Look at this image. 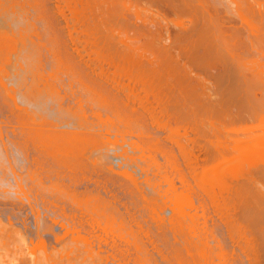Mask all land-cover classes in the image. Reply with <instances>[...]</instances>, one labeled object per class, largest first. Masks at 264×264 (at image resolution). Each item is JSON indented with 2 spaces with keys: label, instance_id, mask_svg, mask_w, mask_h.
Here are the masks:
<instances>
[{
  "label": "bare ground",
  "instance_id": "1",
  "mask_svg": "<svg viewBox=\"0 0 264 264\" xmlns=\"http://www.w3.org/2000/svg\"><path fill=\"white\" fill-rule=\"evenodd\" d=\"M30 74L32 78L36 76L31 86L30 80L25 84ZM60 74L73 77H69L70 87L74 81L88 91L87 103L98 108L90 109L102 125L98 130L86 118L88 112L84 109L85 117L80 112L84 105L82 94L81 104L64 109L65 118L70 114L74 126L68 123L69 119L67 125L58 124L61 116L57 119L56 115L58 123L53 117L48 118V105H44L51 104L50 97L55 99V81ZM42 92L47 93L49 101ZM29 94L39 99L33 101ZM60 98H52L53 103L58 102L56 106L63 109ZM27 105L35 109L29 110ZM101 108L107 111L106 118ZM103 128L110 131L102 132ZM30 146L57 168L58 178H50L56 170L48 173L46 184L41 181L44 165L40 159L34 160ZM27 150L34 154L30 161ZM31 159L37 161L35 165L41 163L34 168L36 171L43 165L38 176ZM29 164L33 172L27 167ZM84 172L98 177L95 185L99 188L110 184L121 188L120 192L124 191L125 197L135 204L130 205L135 208L133 212L137 210L134 215L132 211L123 214L126 211L122 213L123 209L114 205L117 191L107 195V199L103 197L106 189L100 188L104 195L91 191L92 183L90 189L86 183L83 185L86 192L79 188L77 191V175ZM27 175L31 187L29 179L25 180ZM36 176L41 177L40 184ZM82 179L86 182L81 177L80 183ZM31 188L47 195L51 191V198L61 195L66 204L74 206L73 211L79 208L78 214L74 211L72 216L85 212L90 217V211L94 218L98 213L104 216L99 218L103 221H98L100 226L105 220L109 224L105 225L106 230L111 227L114 232L118 230L126 238L135 239H129L135 243V264L159 262L144 247L146 243L139 241V232L146 233L148 229L154 235L160 234L155 236L161 237L166 249L163 252L168 251L174 261L203 264L204 239L215 232L205 226L211 230L208 236L207 229H198L203 221L196 218H200L199 205L206 203L202 200L208 199L217 210L210 211L224 218L221 222L225 221L227 227V239L234 251L231 253L236 252L235 247L240 251L244 247L249 264L264 263V0H0V264H100L104 257L103 253L98 254L101 247L93 245V230H87L90 236L83 234L84 228V232L78 229V225L82 226L75 223L79 218L68 216L69 209H64L60 196L57 200L63 206L55 198L52 206L51 202L46 205L55 209L59 203L54 212L62 206L60 214L66 220L67 216L75 218V226L69 219L70 223L52 216V225L58 226L54 228L59 233L53 232L51 224L52 228L46 230L49 226L44 219L50 218L51 211H44L47 219L45 213L42 218L39 216L43 206L29 210L27 206L36 198L30 194L29 202ZM42 194L39 193L41 197ZM122 201L119 206L127 200ZM228 206L232 210L236 207L241 220L229 215L233 211H228ZM210 211L206 210V214ZM136 215L143 219L144 228ZM208 215L205 219L212 221V215ZM213 219L211 226L216 224ZM187 220L192 225H187ZM153 233L150 235L156 243ZM43 236L54 238L55 243L49 240L48 244ZM128 247L131 253L132 246ZM226 258L222 264L230 262ZM206 260L205 264H210ZM120 261L121 258L116 263L121 264ZM105 262L107 259L101 264Z\"/></svg>",
  "mask_w": 264,
  "mask_h": 264
},
{
  "label": "rangeland",
  "instance_id": "2",
  "mask_svg": "<svg viewBox=\"0 0 264 264\" xmlns=\"http://www.w3.org/2000/svg\"><path fill=\"white\" fill-rule=\"evenodd\" d=\"M40 27H41V26H40ZM30 73H31V72H30ZM44 73H46V75H48L46 71H45ZM32 74H33V73H32ZM28 75H29V74H28ZM30 75H31V74H30ZM33 75H34V74H33ZM60 75H62V76H60ZM60 75H59V77H60V78L62 77V78L60 79V78L57 76V77H58V78H57L58 82H57V80L55 81V84L57 85V87L55 86V88H56V91H58L59 93L56 92L57 95L55 94V95H56V96H55V99H54V97H50V99L52 100L51 104L48 103V102H46V103H48V104H45V105H44L45 107L48 105V106L46 107V109H47L46 111H47L48 113H50L51 115L53 114V116H49V115H50V114H49V115H48V118H49V117H50V118L53 117L52 119H54V120L57 121V119L59 118V116H61L60 118H62V120H64V118H65V114H66V112H64V109H65V111H66V110H71V108L74 107L75 105L81 104L80 102L83 100V101H84L83 103H84L85 106L82 105L83 108H82V111H80V112H81V114L83 113V114H82L83 117H85V116L87 115L86 118L89 117L88 119H89L90 121L94 122V124L92 123V125H93V126L95 125V127H94L95 130H96V129L98 130V129L100 128V125H101V124L98 122V120L95 118V116H93L92 113L90 112V109H93L92 107L95 108L96 105H93V104L91 105L89 102H88L89 104L87 103V100H86V99L89 97V95L87 96V94H89V93H87L88 91L83 90L82 85L80 86L79 83L74 82V81H72L74 84L72 83V86L70 87L68 84L71 82V81H70V78H73V77H70V75H66V74H60ZM42 76H44V74H42ZM67 76H68V77H67ZM26 77H27V80H26L25 84L27 83V81L29 82V80H30V83H29L30 85H29V86H31V82H32L31 80H32L34 77H36V76H34L33 78H32V75H31V77H30V76H26ZM29 77H30L31 79H29ZM69 77H70V78H69ZM84 78H85V77H84ZM105 78H106V77H105ZM106 79H107V78H106ZM104 80H105V79H104ZM61 82H62V83H61ZM32 83H33V82H32ZM60 83H61V87H60ZM75 83H76V84H75ZM105 83H106V80H105ZM105 83H104V84H105ZM27 84H28V83H27ZM77 84H78V86H77ZM27 86H28V85H27ZM29 86H28V89H29ZM41 87H42V86H41ZM58 87H59V88H58ZM81 87H82V88H81ZM26 88H27V87H26ZM30 88H31V87H30ZM64 88H65V89H64ZM70 88H71V89H70ZM73 88H74V89H73ZM57 89H59V90H57ZM75 89H76V90H75ZM42 90H44L43 87H42ZM72 90H73V91H72ZM81 90H82L83 92H82ZM27 91H28V90H27ZM75 91H76V92H75ZM85 91H86V92H85ZM44 92H45V91H44ZM44 92H42V94H43ZM64 92H66V93H64ZM84 92H85V93H84ZM54 93H55V92H54ZM63 93H64L65 95H64ZM67 93H68V94H67ZM42 94H41V95H42ZM44 94H45V93H44ZM44 94L42 95V97L44 96L45 100L49 101V99H47V97H45L47 93H46L45 95H44ZM58 94L62 97V98H60L59 100L62 99V100H61V103H62L61 107H62L63 109H60V106H58V105H59L58 102H56V103H58L57 106H58L59 109L57 108L56 103H55V104L53 103V102H55V101H53V99L56 100L57 96H58V98L60 97ZM81 94H82V96H84V97H82ZM84 94H85V95H84ZM78 95H79V96H78ZM30 96H31V94H29V97H30ZM53 96H54V95H53ZM66 96H67V97H66ZM68 96H69V97H68ZM71 96H73V97H71ZM74 96H75L76 98H75ZM32 97H34V96H32ZM32 97H30V98H32ZM77 97H78V98H77ZM79 97H80V98H79ZM81 97H82V100H80ZM86 97H87V98H86ZM44 98H40V100H41V99L43 100ZM52 98H53V99H52ZM85 98H86V99H85ZM32 99H33V101H34L35 97L32 98ZM32 99H31V100H32ZM38 99H39V98H37V99H35V100H38ZM67 99H68V100H67ZM76 99H77V102H78V103H76ZM84 99H85V100H84ZM51 100H50V101H51ZM59 100H58V101H59ZM66 101H67V102H66ZM74 101H75V102H74ZM85 101H86V102H85ZM36 102H37V101H36ZM32 103H33V102H32ZM32 103H29V105L36 107V105H34L35 103H34L33 105H32ZM52 103L56 106V107H55V106L53 105L55 108H57L56 111L59 110L57 113H56L54 107L52 108ZM75 103H76V104H75ZM83 103H82V104H83ZM67 104H69V106H68ZM72 104H73V106L71 107ZM29 105H27L28 108L30 107L29 110H33L34 107L32 108V107L29 106ZM63 106H65V108H64ZM89 106H90V107L92 106V107L90 108ZM66 107H67V108H66ZM70 107H71V108H70ZM31 108H32V109H31ZM96 108H97V106H96ZM96 108H95V109H96ZM34 109H35V108H34ZM49 109H50V110H49ZM84 109H85V111H84ZM97 109H98V108H97ZM101 109H102V108H101ZM101 109H100V110H101ZM61 110H62V111H61ZM72 110H73V109H72ZM80 110H81V109H80ZM36 111H38L37 108H36ZM52 111H54V112H52ZM83 111H84V112L87 111L88 113H87V114L85 113L86 115H84V112H83ZM91 111L93 112V110H91ZM94 111H95V110H94ZM98 111H99V110H98ZM47 112H46V114H47ZM60 112H61V113H60ZM96 112H97V111H96ZM104 112H107V111L104 110V109H102V113H103V115H104V117H105L106 115L104 114ZM64 113H65V114H64ZM67 113H68V112H67ZM93 113H94V112H93ZM58 114H59V115H58ZM56 115H57L58 117H57ZM66 115H67V114H66ZM54 116H55V117H54ZM62 116H63V117H62ZM69 116L71 117V115L68 114V116H66V118H65L64 121H62V120L59 118V121H61V122L58 123V121H57V123H58V124H64V125L66 124V125H67V122H68L67 119L70 118ZM56 117H57V119H55ZM105 118H106V117H105ZM52 119H51V121H53ZM95 119H96V120H95ZM66 120H67V122H66ZM69 120H70V119H69ZM56 121H55V122H56ZM73 121H74V120H73V118H72V120H70V122H68V123H71V122H73ZM63 122H65V123H63ZM71 124L74 126L73 123H71ZM71 124H70L69 126H71ZM97 124H99V126H98ZM117 125H121V124H117ZM97 126H98V127H97ZM101 126H102V125H101ZM67 127H68V126H67ZM120 128H121V127H120ZM153 128L155 129V127H153ZM152 130H153V129H152ZM109 131H110L109 128H103V129H102V132H109ZM114 132H115V131H114ZM114 132H113V133H114ZM117 132H118V131H117ZM157 134H159V133L157 132ZM160 137L162 138L161 135H160ZM113 138H114V137H113ZM29 149L33 150L32 146H30ZM29 149H28V150H29ZM28 150H27V151H28ZM33 151H34V152H33ZM33 151H32V153L35 154V159H34V160H37V159H38V162H39V159H40L41 162H43V165H44V168H43V169H44L45 171L41 169V168L43 167V165H42V167L39 166L38 171H36L35 169L38 168L37 165H38V164H41V163H38L37 165H35V164L37 163V161H36V163H35V161H33V159H31V162H32V168H33V169L35 168L34 170H35V172H37V176L40 174V171H39L40 169L43 171L42 174H43L44 177H43L42 175H39V176L42 177V180H41V181H43V182L45 183L47 180L49 181L50 178L53 179V178H55V176L57 177L56 174L58 173V170H57V168H56L57 171L55 170V168H54L55 166H52V163L49 161V159H47L45 156L43 157V155H41V154H39V153H38L39 155H37V153L35 152V150H33ZM29 152H31V151H28V152H26V153H28V156L30 155L29 158H28V156H27V160L30 161V158H34V156H33L34 154L32 155V153L30 154ZM31 155H32L33 157H32ZM36 155H37V156H36ZM41 156H42V157H41ZM25 157H26V156H25ZM36 158H37V159H36ZM41 158H42V159H41ZM159 160H161L160 162H162V157H161V156H159ZM48 161H49V162H48ZM163 162H164V160H163ZM33 163H35V164H33ZM45 164H48V165H45ZM21 165H23V163H22ZM34 165L37 166V167H34ZM29 166H31V164H29L27 167L30 169V172H33L34 170L31 169V167H29ZM46 166H47V168H46ZM48 166H50V168H48ZM40 167H41V168H40ZM28 168H26V170H28ZM52 169H53V170H52ZM24 170H25V169H24ZM26 170H25V171H26ZM32 170H33V171H32ZM48 170H50V171L48 172ZM65 170H66V169H65ZM25 171H24L23 173L26 175V172H25ZM28 171H29V170H28ZM55 171H56V173H55V175H53V176H54V177H53L51 174H53ZM35 172H34V176L36 175ZM46 172H47V173H46ZM51 172H52V173H51ZM86 172H88V170H86ZM86 172L83 173V174H84V177H83V174H82V173H79V175L81 174L80 176L77 175L78 180L80 179V180H79L80 182H81V177H82V178H86V182H85L84 179H82V180H83L82 183L77 182V183H80L79 185H80V186L82 185V187H80V186L77 187L78 184L76 183V185H75L76 187L74 186V188H76L77 191H79V190L82 189L83 187L86 188L85 186H83V185H85V183H86V185H87V189H90V187H93V188H91V191L94 190L93 193H94V192H97L96 190H98V192H99L100 194L104 195V193L106 192V193H105L106 196H105V195L103 196V197H105V198H106V197L109 198V196H107V195H111L112 193L115 194V191H117V193H116L115 195H118V196H117V197L115 196L116 198H114L115 200H113V202H115L116 199H117V202L114 203V205H115L116 207H121V209H123V210H122V213L126 211V212L123 213V214H126V215H127V214H128L127 211H129V212L132 211V215H134L133 213H135L137 210L133 212V209H135V208H131V207H130V205H131V206L133 205V204H131V202H130V201H132V200L127 196L126 193H125V194H126L127 198L125 197V195H124V191L121 190V192H120V189H121V188H116V187H114V186H111V184H110V186H108V188L100 186V188H101L102 190H103V189H106L105 192H104V191H102V190L99 188V186L95 185V183H97L96 180H97L98 177H97L95 174L92 175V174H89V173H86ZM38 173H39V174H38ZM48 173H49V174L51 173V174H50V175H51L50 178H49L50 175H49ZM27 174H28V173H27ZM29 174L31 175V173H29ZM68 174H70V173L68 172ZM32 175H33V174H32ZM46 175H48V176L46 177ZM70 175H71V174H70ZM34 176H33V177H34ZM37 176H36L37 184H40V183H38V182H41V181H40L41 177H40V179H39V178L37 179ZM30 177H31V176H30ZM27 178L29 179V176H28V175L25 176V180H26ZM47 178H49V179H47ZM57 178H58V177H57ZM28 179H27V180H28ZM30 179H31V178H30ZM30 179L27 181L29 187L32 186V185L29 184V182L31 183ZM33 179H34V178H33ZM44 179H45V181H44ZM46 179H47V180H46ZM87 179H88V180H87ZM93 179H94V180H93ZM38 180H39V181H38ZM67 180H68V179H67ZM87 181H89V182H87ZM95 181H96V182H95ZM27 182H25V183L27 184ZM34 183H35V182H34ZM91 183H92L93 185H92ZM26 184H25V185H26ZM42 184H43V183H41V185L39 186V188L36 187V185L34 186V187L38 188L37 192L39 191V189H41L40 187L42 186ZM45 184H46V183H45ZM89 184H91L92 186H90ZM89 186H90V187H89ZM25 188H26V186H25ZM78 188H79V190H78ZM98 188H99V189H98ZM42 189L44 190V187H42ZM45 189H47V188H45ZM111 189H112V190H111ZM116 189H117V190H116ZM43 190L40 191L39 193L42 194V193H43ZM83 190L86 192V189H82L81 192H83ZM99 190H100V191H99ZM118 190H119V193H118ZM44 191H46V190H44ZM87 191H88V190H87ZM112 191H114V192H112ZM31 192H32V193H31ZM37 192H36V189H35V188H34V189H33V188L30 189V191H29V196H30V194H34V195H32V197H33V196H36V198H38V199L36 200V198L34 197L35 200H33V199H34V198H33V199H32L33 202H31V196H30V198H29L30 201H29V202H31V203H30L31 205H30V206H27V207L30 208L29 210H32V209H34V208H38V209L40 210V207H39V206H41V207L43 206L44 208L42 207L41 209H44V210H43V212H42V210H40L42 213H40V211H39V216H41V218H42L43 215H44V216H46V217H44V218H47V219L49 218V216L46 215V213H45L44 211H46L47 214H48V212H49L48 210L50 209V211H51V213L49 212V214L51 215L50 218H49L48 220L44 219V222H45V223L48 222V223H46V227L49 226L50 224L52 225V221H53L52 216L55 217V218H54L55 220H58V219L60 220L61 218H62V219H61L62 221H68V222H69V220H70L71 224L75 221V218H74V219H73V218L70 219V217H68V216H71V217H76V216H77V214H78V212H79V210L77 211V209H79V208L76 209L77 206H76L75 204H74V205H75V209H76V211H77V214H76V216H72V215H75V213H76L75 210H74L75 213H74V211H73L74 206H71L70 204H66L67 202L64 201L63 197L61 198V195H58V196H57V197L60 196L59 199L61 198V201L64 202V204H65L64 206H63V203L61 202V203H62V206H63V207H66V208H64V209H67V210L69 209V210L67 211L69 215L67 216V220H66V219H65L66 216H63V215L60 214V212H59V209H62V206H60L61 208H58L57 213H55V212H56L55 209H57V206L59 205L60 201L57 200V197H55V196H53V197L51 198V196L53 195V194H52V195L50 196V194H51L50 192H51V191L49 192L50 194L47 192L48 195L44 192V194H42V197H41V195H39V193H37ZM41 192H42V193H41ZM98 192H97V193H98ZM101 192H104V193H101ZM110 192H111V193H110ZM93 193H92V194H93ZM45 194H46V195H45ZM95 194H96V193H95ZM43 195H44V196H43ZM48 196H50L49 199L47 198ZM40 197H41V198L45 197V199L47 198V200H45L44 198L41 200ZM110 197H111V196H110ZM53 198H55V200L59 201V203H57V201H55V204H54V205H56V203H57V206H54L55 209H53V208H48L49 206L47 207V205H46L47 202H48V203L51 202V206H52V203H54V199H53ZM107 198H106V199H107ZM122 198H125V199H122ZM51 199H53V200H51ZM69 199H70V198H69ZM112 199H113V198H112ZM112 199H111V200H112ZM118 199H119V200H118ZM120 199H121V200H120ZM65 200L67 201V199H65ZM122 200H123V201H122ZM126 200H127V201H126ZM129 200H130V201H129ZM207 200H208V199H206V200H202V203H204L205 201H206V203H204V204H202V205H199V210H200V212H199V213H200V214H199V217H200V218H196L197 221H199L198 219H202L203 224L200 223L201 220H200V222H197V221H196V224L198 223V224H197V227L199 226V223H200V226L203 225L202 228H198V229H201V230L204 229V228L207 229L209 233H206V234H207L208 236L211 234V232H213V233L215 232V233H214L212 236H210V238H209V237L205 234V231L207 232V230L204 229L205 231H204L203 233H204L209 239H208V238H207L208 240H207V239H204V240H206V241H205V243H206V245H205V249H206V250H205L204 257H203L204 259H203V261H202L203 264L206 263L205 260H206L208 257H209L210 259L208 258L206 261L210 262V264H220V262H221V264H222V262L226 263L225 258H226L227 256H228V258H229V260H227V262L230 261V262H231V263L229 262L230 264H232V262H233V264H238L240 261H241V262H240L239 264H242V263H243V264H244V263H245V264H249V258L247 257V255H246V257H245L246 251L248 252V250L245 249L244 247H243L244 251H243V249H242V251H240L241 248H239V249H240V250H239L238 247H237V248H236V247L234 248V250H235L238 254H235L236 252H235V253H231V252H234V251L231 250V249H233V248H232L233 246L230 245L231 242H229V241H231V240L227 239V237L229 236V235H227V234H228V233H227V232H228V231H227V227H225L226 224H225V226H224V222H225V221H224V222H221V221H223L224 218L221 219L222 217L220 218L219 215H218V217H217V214H216V213H212V211H213V210L215 211V209H213L214 207L212 208V203H210L209 200H208V201H207ZM34 201H35V202H34ZM36 201H38V202H36ZM68 201H69V200H68ZM70 201H71V200H70ZM119 201H122V202L126 201L127 203L124 202V203H122V204H124V205H122V206L120 205V206H119V204H121V202L118 203ZM203 201H204V202H203ZM39 202H40V204H39ZM72 202H73V201H72ZM129 202H130V204H128ZM132 202H133V201H132ZM26 203H28V202H26ZM32 203H33V205H32ZM34 203H35L36 205H35ZM61 203H60V205H61ZM41 204H42V205H41ZM44 204H45L46 206H44ZM72 204H73V203H72ZM125 204H126V205H125ZM230 204H231V203H230ZM234 204H235V203H234ZM234 204H233V205L231 204V206H235ZM27 205H29V203H28ZM37 205H39V206H38V207H34V206H37ZM49 205H50V204H49ZM128 205H129V207H128ZM203 205H204V206H203ZM51 206H50V207H51ZM123 206H124V207L127 206V208H130L131 210H130V209L127 210L126 208H125V210H124ZM134 206H135V204L133 205V207H134ZM202 206H203V207H202ZM206 206H207V207H206ZM209 206H210V207H209ZM231 206H228V207H230V208H227L228 211H230ZM236 206H237V205H236ZM58 207H59V206H58ZM137 207H138V206L136 205V208H137ZM31 208H32V209H31ZM46 208H48V209H46ZM233 208H235V209H233V210L231 209V210H232L233 212H234V210H235V213H236V212H237V211H236V210H237L236 207H233ZM38 209H37V211H38ZM45 209H46V210H45ZM52 209H53V210H52ZM121 209H120V211H121ZM201 209H202V210H201ZM204 209H205V210H204ZM212 209H213V210H212ZM35 210H36V209H35ZM35 210H34V211H35ZM70 210H71V212H70ZM80 210H81V209H80ZM192 210H194V209H192ZM206 210H207V211L212 210V211H210L209 213L206 214ZM37 211H35V212H37ZM54 211H55V212H54ZM60 211H62V210H60ZM65 211H66V210L63 211V214H64V215H67V214H65V213H67V212H65ZM72 211H73V214H71ZM81 211H82V210H81ZM214 211H213V212H214ZM216 211H217V210H216ZM216 211H215V212H216ZM232 211H231V212H232ZM31 212H32V211H31ZM35 212H33V213H35ZM64 212H65V213H64ZM87 212H88V211H87ZM204 212H205V213H204ZM233 212H232V213H233ZM37 213H38V212H37ZM43 213H45V214H43ZM52 213H54V215H52ZM88 213H90V215H91L90 217L93 218L94 220L91 219L88 215H86L87 213L85 214V212H84L83 214H85V215H83V214L80 212L81 215L79 214V215L77 216V218L81 219L80 216L83 217V218H82L80 221H79V219H78V220L76 219L78 222H75V223H79V224L82 225V226L80 225L81 227H79L78 224H77L78 226H77V225H76V226L78 227V229L81 228V231H82V232H84L83 230H86V231L83 233V234H85V235H86L87 233L90 235L89 232H92V230H93V232H92V234H91V235H92L91 239L93 238L92 240H94V241H93L94 243H93V242H92V243H93L94 246L97 245V246H98V249H99V247H101V248H100V253H98V254H99V255H102V253H103L102 257H104V258H102V260H100L99 258H98V259H99L102 263H103L104 260L106 261V259H107V263L105 262L106 264H114V263H115V264H118V263H119V262H118V261H119V258H121V260H122V261H120V263L122 262L121 264H126V263H128V264H135V263H133L134 260L132 259V258L135 257L134 253L136 252L134 249H133V250H134L135 252L132 251V248L135 247V246H133L135 243L133 244V242L131 243V241L129 240V239L132 240L133 238H126V236H123L122 234L118 233V232H119L118 230H116V232H114L115 229L113 228V229H114V230H113V229H111V227H109L110 229L108 228V230H106V227H107V225L109 226V224L106 223V224H107V225H106V224H105L106 221H105L104 219H103V220H104V225L102 224V226H103L104 229H102V226H100L101 223L99 224V222H98V221L100 220L99 218H100L101 215L99 216V213H98V216L96 215V218H94V217H95V214H94V213H93L94 215L91 214V211L88 212ZM101 213H102V212H101ZM130 213H131V212H130ZM190 213L193 215V214H194V211H193V213H192V211L190 210ZM228 213H229V215H231L232 217H234L233 219H235V217L239 218L238 215L241 216V214H239V213H238V215H237V213H236V214L233 213L234 216H233L232 213H230V212H228ZM41 214H43V215H41ZM57 214H58V217H60V218H58L57 216H55V215H57ZM70 214H71V215H70ZM208 214H210V215H212V214H213V215L216 214V215H215V217H214L213 215H212V217H210V218H212V221H211V219H209V217H208L207 220L205 219L207 216L204 217L205 215H208ZM60 215H61V216H60ZM82 215H83V216H82ZM201 215H202V216H201ZM235 215H236V216H235ZM47 216H48V217H47ZM84 216H85V217H84ZM92 216H93V217H92ZM167 216H168V215H167ZM208 216H209V215H208ZM56 217H57V218H56ZM88 217H89V218H88ZM97 217H98V218H97ZM101 217L103 218L104 216H101ZM87 218H88V220H87ZM136 218H138V220H140V221H139V222H140L139 225H141L142 228H144L145 224H144V226H143V223H144V221H142L143 219H139V217H138L137 215H136ZM213 218L216 219V220L214 221V223H216V224H215V225L213 224V225L211 226V224H212L211 222H213V220H214ZM219 218H220V219H219ZM237 218H236V219H237ZM51 219H52V220H51ZM68 219H69V220H68ZM72 219H73L74 221H73ZM89 219H90V220H89ZM95 219H96V220H95ZM105 219H106V217H105ZM42 220H43V219H42ZM45 220H46V221H45ZM219 220H220V221H219ZM239 220H241V218H239ZM50 221H51V222H50ZM86 221H87L88 223H87ZM91 221H92L93 223H94V222H95V223L93 224ZM101 221H102V219L100 220V222H101ZM117 221H118V220H117ZM141 221H142V222H141ZM188 221H189V220H187V223H188ZM210 221H211V222H210ZM218 221H219V222H218ZM70 222H69V223H70ZM85 222H86V223H85ZM118 222H119V221H118ZM118 222H117V224H119ZM206 222H207V223H206ZM208 222H209V223H208ZM226 222H227V221H226ZM75 223H73L74 226H75ZM102 223H103V221H102ZM95 224H96V225H95ZM115 224H116V223H115ZM115 224H114V225H115ZM117 224H116V225H117ZM189 224H191V222L188 223L187 225H189ZM196 224H195V225H196ZM205 224H206V225H205ZM218 224H219V226H218ZM51 225H50V226H51ZM83 225H85L86 227H89V228H86V227L83 226ZM88 225H90V226H88ZM98 225H99V226H98ZM105 225H106V227H105ZM110 225H111V224H110ZM116 225H115V226H116ZM133 225L135 226L136 224H133ZM133 225H132V226H133ZM191 225H192V224H191ZM191 225H190V227H191ZM195 225H194V226H195ZM50 226L47 227V229H46V227H45V229H46V230H50L52 227H53V228H54V227H58L57 225H55V226L52 225V227H50ZM111 226H112V225H111ZM115 226H114V227H115ZM194 226H193V229L196 228V227L194 228ZM200 226H199V227H200ZM205 226H206V227H207V226H208V227H211V230H212V231H211L210 229L206 228ZM190 227L188 226V228H190ZM82 228H84V229L82 230ZM93 228H94V229H93ZM98 228H100V229H99L100 231H97ZM136 228H138V227H136ZM146 228L148 229V227H145V229H146ZM188 228H187V229H188ZM218 228L220 229V231H219ZM55 229H56V228H54V230H55ZM95 229H96V230H95ZM54 230H53V232H55V234H57V230H58V233H59V229H58V228H57V230H55V231H54ZM87 230H89V232H88ZM90 230H91V231H90ZM152 230H153V228H152ZM196 230H197V229H196ZM215 230H216V231H215ZM101 231L104 232V233L102 234ZM107 231H108V232H107ZM112 231H113V233H112ZM117 231H118V232H117ZM136 231H139V228H138V230H136ZM142 231H143V230H142ZM145 231H146V233H142L141 231L139 232V235H140V237L142 238V239H140L139 241L143 240V241H141L142 244H143V243H146V244H144V247L147 246L146 249H148L149 251L151 250V251L153 252V255H154L156 258H158V259H156L157 261L160 262V263L157 262L158 264H174V262H175V264L178 263V262L174 261V257H173L168 251H166L167 253H164V252H165L164 250H166V249H164V248H165L164 243H162V241H161L162 239H161L160 236H158V237H160V238H156L157 236H155V235L158 234V233L156 234V232H155L156 230H154L155 235H154L153 231L150 232V229L145 230ZM148 231H149V232H148ZM202 231H203V230H202ZM210 231H211V232H210ZM218 231H219V233H218ZM94 232H95V234H94ZM96 232H97L99 235H98ZM109 232H110V233H109ZM191 232H192V233H191ZM191 232H190V233L193 234V231H191ZM225 232H226V233H225ZM100 233H101V234H100ZM105 233H106V234H105ZM147 233H148V234H147ZM151 233H153L152 235L155 237V239H156L155 242H156V243H154V239H153V237L150 235ZM88 234H87V235H88ZM104 234H105V235H104ZM117 234H118V235H117ZM145 234H146V235H145ZM225 234H226V236H225ZM91 235H90V236H91ZM96 235H97V236H96ZM103 235H104V236H103ZM108 235H109V237H108ZM111 235H112V238H113V239L111 238ZM115 235H116V236H115ZM147 235H149L150 238L152 237L153 241H152V239L150 240L149 236H147ZM158 235H160V234H158ZM194 235H196V234H194ZM220 235H221V236H220ZM41 236H42V235H41ZM102 236H103V237H102ZM197 236H198V235H197ZM213 236H214V237H213ZM215 236H216V237H215ZM97 237H98V238H97ZM99 237H100V238H99ZM101 237H102V238H101ZM114 237H116V238H114ZM123 237H124V238H123ZM127 237H128V236H127ZM129 237H130V236H129ZM42 238L44 239V241L48 242V244H49V240H51L50 242H51L52 244H53V242L55 241V240H54V241L52 242V239H54V238L51 239V237H50V239L47 237L48 240L46 239V237L44 238V236H43ZM106 238H107V239H106ZM109 238H110V239H109ZM121 238H122V239H121ZM125 238H126V239H125ZM145 238H146V239H145ZM194 238H195V236H193V239H194ZM205 238H206V237H205ZM214 238H215V239H214ZM225 238H226V239H225ZM97 239H98V241H97ZM127 239L130 241V243L128 242ZM148 239H149V241L146 242V240H148ZM159 239H160V241H159ZM196 239L198 240V237L195 238V241H197ZM222 239H223V240H222ZM92 240H91V241H92ZM99 240H100V241H99ZM101 240H102V241H101ZM107 240H108V241H107ZM113 240H114V241H113ZM118 240H119V242H118ZM121 240H122V241H121ZM133 240H135V239H133ZM133 240H132V241H133ZM209 240H210L211 242H210ZM103 241H104V242H103ZM221 241H222V242H221ZM227 241H228V242H227ZM98 242H99V243H98ZM102 242H103L104 245L101 244ZM105 242H106V243H105ZM110 242H111V243H110ZM151 242L154 243V245H153ZM208 242H209V243H208ZM212 242H213V243H212ZM225 242H227L228 245H227ZM54 243H55V242H54ZM108 243H109L110 245H108ZM124 243H125L126 246L123 245ZM126 243H127V244H126ZM148 243H149V244H148ZM207 243H208V244H207ZM220 243H221V244H220ZM111 244H112V245H111ZM121 244H122L123 246H122ZM130 244H131V245H130ZM157 244H159V246H158ZM105 245H108V246H105ZM114 245H115V247H114V249H113V246H114ZM116 245L119 246V247H117ZM120 245H121V246H120ZM156 245H157V246H156ZM207 245H208V246H207ZM213 245H214L215 247H217V248H215ZM225 245H226V246H225ZM97 246H95V247H97ZM102 246H103V247H102ZM124 246H125V247H124ZM128 246H132V247H131V253H130V250H129V247H128ZM153 246H154V247H153ZM155 246H156L157 248H155ZM209 246H210V247H209ZM224 246H225V247H224ZM111 247H112V248H111ZM123 247H124V248H123ZM142 247H143V246H142ZM144 247H143V248H144ZM148 247H149V248H148ZM158 247H159V248H158ZM160 247H161V248H160ZM163 247H164V248H163ZM206 247H207L208 249H207ZM213 247H214V248H213ZM219 247H220V250H218ZM222 247H223V248H222ZM116 248H117V249H116ZM125 248H126V249H125ZM152 248H153V249H152ZM162 248H163V250H162ZM211 248H213V249L211 250ZM98 249L95 248V250H98ZM106 249H107V250H106ZM110 249H111V250H110ZM112 249H113V250H112ZM115 249H116V251L119 252L120 255H118V252L116 253ZM156 249H157V250H156ZM214 249H215V250H214ZM225 249H226V250H225ZM148 250H146V251H148ZM154 250H155V251H154ZM160 250H161L162 252H161ZM208 250H209V251H208ZM210 250H211V251H210ZM213 250H214V252H213ZM227 250H228V251L231 250V251H229V255H230V253H231V256H232L231 259H230L231 256H229V255L227 254V253H228ZM237 250L240 251V256H241V257L239 256V251H237ZM120 251H121V252H120ZM144 251H145V249H144ZM163 251H164V252H163ZM206 251H207L208 253H206ZM111 252H112V253L115 252V253H114V254H111ZM158 252H159V254H157ZM160 252H161L162 254H161ZM209 252H210V253H209ZM212 252H213V253H212ZM225 252H226V253H225ZM244 252H245V254H244ZM126 253H127V254H126ZM128 253H129V254H128ZM150 253H151V252H150ZM168 253H169L172 257L168 256V255H169ZM211 253H212V254H211ZM130 254H132V255H130ZM165 254H166V257H164ZM220 254H221V255H220ZM224 254H226V257H225ZM232 254H234V256H233ZM247 254H248V253H247ZM111 255H113L112 257H113L115 260L111 257ZM121 255H123V256L121 257ZM133 255H134V256H133ZM161 255H162V256H161ZM163 255H164V256H163ZM212 255H213V256H212ZM215 255H216V256H215ZM237 255H238V257H237ZM13 256H14V255H13ZM13 256H12L11 258H13ZM16 256H17V255H16ZM107 256H108V257H107ZM114 256H115V257H114ZM116 256H118V257H116ZM119 256H120V257H119ZM160 256H161V257H160ZM205 256H206V258H205ZM220 256L223 257V258H221ZM17 257H19V256H17ZM163 257H164V258H163ZM167 257H168V258L170 257L169 259H170L171 261H170L169 259H166ZM216 257H217V258H216ZM234 257H235V259H234ZM19 258L21 259V256H20ZM19 258H17V259L20 261ZM110 258H111V259H110ZM117 258H118V259H117ZM122 258H123V259H122ZM124 258H125V259H124ZM239 258H240V259H239ZM242 258H243V259H242ZM244 258H245V259H244ZM14 259H16V258L14 257ZM17 259H16V260H17ZM98 259H97V260H98ZM108 259H109V260H108ZM134 259H135V258H134ZM165 259H166V260H165ZM172 259H173V260H172ZM218 259H220V261H218ZM221 259H222V260H221ZM226 259H227V258H226ZM247 259H248V261H247ZM8 260H9V258H8ZM11 260H12V259H11ZM16 260H15V262H16ZM18 260H17V261H18ZM22 260H23V257H22ZM22 260H21V261H22ZM25 260H26V259H25ZM111 260H112V261H111ZM116 260H117V261H116ZM128 260H129V261H128ZM216 260H217V261H216ZM223 260H224V261H223ZM232 260H233V261H232ZM235 260H236V261H235ZM9 261H10V260H9ZM169 261H170V262H169ZM188 261H189V260H188ZM234 261H235V263H234ZM23 262H24V260H23ZM98 262H99V261H98ZM101 262H100V264H101ZM111 262H112V263H111ZM113 262H114V263H113ZM116 262H118V263H116ZM130 262H131V263H130ZM168 262H169V263H168ZM171 262H172V263H171ZM189 262H191V261H189ZM189 262H188V263H189ZM18 263L21 264L22 262H18ZM18 263H17V264H18ZM224 263H223V264H224ZM229 263H228V264H229ZM14 264H16V263H14ZM22 264H23V263H22ZM178 264H179V263H178ZM189 264H191V263H189ZM192 264H193V262H192ZM262 264H264V263L262 262Z\"/></svg>",
  "mask_w": 264,
  "mask_h": 264
}]
</instances>
